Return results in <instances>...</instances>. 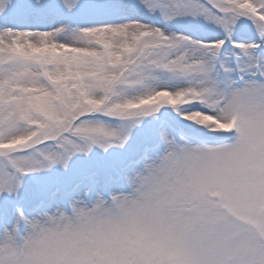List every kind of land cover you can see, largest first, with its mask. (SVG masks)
<instances>
[{
  "label": "snow or ice",
  "instance_id": "snow-or-ice-1",
  "mask_svg": "<svg viewBox=\"0 0 264 264\" xmlns=\"http://www.w3.org/2000/svg\"><path fill=\"white\" fill-rule=\"evenodd\" d=\"M73 216L80 264H264V0H0V264Z\"/></svg>",
  "mask_w": 264,
  "mask_h": 264
},
{
  "label": "clouds",
  "instance_id": "clouds-1",
  "mask_svg": "<svg viewBox=\"0 0 264 264\" xmlns=\"http://www.w3.org/2000/svg\"><path fill=\"white\" fill-rule=\"evenodd\" d=\"M105 227L103 223L73 216L59 225L45 226L43 231L29 228L21 246L39 247L44 264H80L97 250L94 240Z\"/></svg>",
  "mask_w": 264,
  "mask_h": 264
},
{
  "label": "rangeland",
  "instance_id": "rangeland-1",
  "mask_svg": "<svg viewBox=\"0 0 264 264\" xmlns=\"http://www.w3.org/2000/svg\"><path fill=\"white\" fill-rule=\"evenodd\" d=\"M88 168H93L89 161H78L75 158L69 161V167L66 170L54 169L46 174H40L35 178V182L31 186L32 191L43 193L50 187L54 186V181L63 180L65 184H68L70 178L79 172H83ZM83 191H80L76 197L81 195Z\"/></svg>",
  "mask_w": 264,
  "mask_h": 264
}]
</instances>
